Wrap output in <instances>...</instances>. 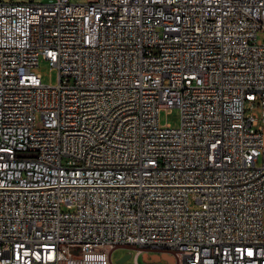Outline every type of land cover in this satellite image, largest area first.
<instances>
[{
  "label": "built area",
  "instance_id": "1",
  "mask_svg": "<svg viewBox=\"0 0 264 264\" xmlns=\"http://www.w3.org/2000/svg\"><path fill=\"white\" fill-rule=\"evenodd\" d=\"M119 248L264 264V0H0V264Z\"/></svg>",
  "mask_w": 264,
  "mask_h": 264
},
{
  "label": "rangeland",
  "instance_id": "2",
  "mask_svg": "<svg viewBox=\"0 0 264 264\" xmlns=\"http://www.w3.org/2000/svg\"><path fill=\"white\" fill-rule=\"evenodd\" d=\"M11 1V0H6ZM16 2L21 1H29V0H13ZM36 1H42V0H36ZM88 0H71L73 3H85ZM34 71L41 75L42 81L46 84H56L58 82V71L56 69H51L50 64L47 61H41L38 67L34 69ZM256 112H258L260 118L263 117V110L261 108H257ZM160 120L162 124H168L172 127H179L181 124V112L179 108H172L169 110H163L160 113ZM191 207H195V204L191 202ZM128 252H130L127 249L119 248L117 249L113 254V259L116 262L118 259L122 258L124 255H126ZM133 256L124 264H136L135 263V256L136 251H133ZM154 255V253L149 254ZM139 264H169L166 260L161 259L159 262H153V263H147L144 259V254H141L138 258Z\"/></svg>",
  "mask_w": 264,
  "mask_h": 264
},
{
  "label": "water",
  "instance_id": "3",
  "mask_svg": "<svg viewBox=\"0 0 264 264\" xmlns=\"http://www.w3.org/2000/svg\"><path fill=\"white\" fill-rule=\"evenodd\" d=\"M131 258V253H127L122 258L116 261L117 264H124ZM144 259L147 263L159 262L161 259L166 260L169 264H175V259L171 255L168 254H154L149 255L147 253L144 254Z\"/></svg>",
  "mask_w": 264,
  "mask_h": 264
}]
</instances>
